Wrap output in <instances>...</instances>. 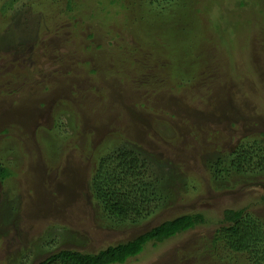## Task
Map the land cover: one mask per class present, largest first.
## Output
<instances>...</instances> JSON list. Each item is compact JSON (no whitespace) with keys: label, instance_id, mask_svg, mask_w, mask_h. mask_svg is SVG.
Segmentation results:
<instances>
[{"label":"rangeland","instance_id":"374dc122","mask_svg":"<svg viewBox=\"0 0 264 264\" xmlns=\"http://www.w3.org/2000/svg\"><path fill=\"white\" fill-rule=\"evenodd\" d=\"M67 1L20 0L12 13H0V90L11 74L30 71L33 80L30 94H0V165L12 172L0 179V264H38L61 248L96 252L204 211L211 223L126 263L190 264L187 249L215 231L226 207L264 210V174L217 181L205 165L215 152L264 140V0H73V16ZM41 16L50 20L42 28ZM136 46L150 57L128 51ZM121 52L135 78L159 86L131 96L111 69L99 79L112 92L102 102L91 101L89 89L62 94L68 89L57 77L65 62L107 69ZM47 80L58 86L47 88ZM77 86L87 91L86 79ZM68 101L81 105L82 123L66 111ZM61 102L66 112L58 113ZM123 129L142 144L151 167L174 170L167 181L174 180L175 199L150 220L116 225L99 213L90 180L98 145Z\"/></svg>","mask_w":264,"mask_h":264},{"label":"trees","instance_id":"16d2710c","mask_svg":"<svg viewBox=\"0 0 264 264\" xmlns=\"http://www.w3.org/2000/svg\"><path fill=\"white\" fill-rule=\"evenodd\" d=\"M18 1L20 0H0V13L3 15L12 13ZM111 1L112 5L117 2V0ZM73 2V0L67 1L68 9L72 12L66 11L72 16L74 14ZM101 3L104 8L107 7L105 2ZM49 21L47 19L45 22L44 17L41 16L39 26L42 28ZM132 21L136 20L132 19ZM137 49L140 50L139 53ZM129 50L136 52L139 55L138 57L144 55L150 57L149 51L146 49L141 50V46L130 47ZM39 51L37 49L35 53L37 59L41 56ZM74 61L65 62L66 65L63 64L65 74L57 77L60 80L63 78L61 80L63 84L61 83V85L68 89L66 93L62 94L75 96V94H88L87 92L91 90L93 92L91 101L95 98V100L102 102L100 96L104 97L105 94H112V92L109 90L110 84L107 88L106 86L102 88L104 82L99 79L105 81L106 74L111 69L113 75L116 74V76L120 75L122 77L120 84L131 96L136 92L138 94V91H143L141 90L143 88L147 90L150 86L152 89L159 86L156 79L153 81H140L135 78V75L138 74L131 68L130 59L124 52L112 56L110 66L107 69L99 63L96 67L89 68L90 61L88 60ZM34 62L31 65H35ZM32 68L35 69V66ZM30 73L32 72L11 74V79L5 83L6 88L0 90V94H25L27 85L33 82ZM85 79L87 91L82 92L77 84L85 81ZM168 79H171L170 76ZM179 82L178 85L183 86L186 81ZM183 82L184 84H182ZM141 83L143 84L141 85ZM54 84L58 86L56 81H46V85H49L47 88L52 89ZM27 94L30 93L27 92ZM86 96L87 100H90L88 95ZM82 98L81 101L86 100ZM60 100L64 101L65 98ZM69 101V110L66 111L70 112L71 117L77 116L80 123H82L81 105H78V102L74 104ZM65 103L57 104L58 113L66 112L63 109V106L67 105ZM126 131L124 129L111 130L106 135L107 137L100 142L98 152L94 154L96 166L90 180L92 196L96 201L95 205L99 213L102 214L103 219L116 225L135 224L150 220L170 200L174 201L175 199L174 191L171 190L170 186L174 185V180L168 182L169 173L174 172V170L172 168L165 170L161 167V162H159L158 167H151L149 159L146 158L147 152L142 144L134 140L130 136L131 133ZM205 165L208 167L211 179L217 181L224 179L227 181L232 176L264 174V140H254L252 143L242 141L234 151L215 152L209 156V160ZM11 173L9 168L0 165L1 180L8 178ZM153 173L160 175L155 176ZM180 176L178 174L179 183L182 186L180 188H183V186L187 188L189 185L188 178L180 179ZM262 201L264 202V195ZM255 205L226 207L222 211V217L214 220L217 222L215 231L212 234H206L198 238L192 244V247L187 249L186 253L191 256L190 264H264V210L256 211ZM211 222L212 219L204 211L185 213L166 219L132 239L109 244L96 252L61 248L38 264H126L131 259L142 255L149 246L158 247L172 238ZM47 246L49 247V245ZM15 264L26 263L16 261Z\"/></svg>","mask_w":264,"mask_h":264}]
</instances>
